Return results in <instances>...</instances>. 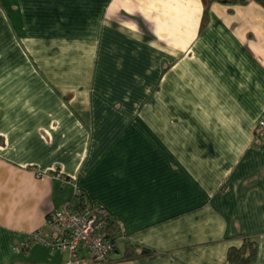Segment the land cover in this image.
<instances>
[{
    "label": "crops",
    "instance_id": "1",
    "mask_svg": "<svg viewBox=\"0 0 264 264\" xmlns=\"http://www.w3.org/2000/svg\"><path fill=\"white\" fill-rule=\"evenodd\" d=\"M263 113L256 0H0V264H63L15 248L79 192L101 264H264Z\"/></svg>",
    "mask_w": 264,
    "mask_h": 264
},
{
    "label": "built area",
    "instance_id": "2",
    "mask_svg": "<svg viewBox=\"0 0 264 264\" xmlns=\"http://www.w3.org/2000/svg\"><path fill=\"white\" fill-rule=\"evenodd\" d=\"M255 134L264 135V113L255 126ZM56 176L66 180L59 172ZM109 214L97 203L65 202L48 213L45 225L32 233L28 243L15 250L20 252L36 242L52 251H67L69 255L63 264L104 263L115 249L114 240L108 236Z\"/></svg>",
    "mask_w": 264,
    "mask_h": 264
},
{
    "label": "trees",
    "instance_id": "3",
    "mask_svg": "<svg viewBox=\"0 0 264 264\" xmlns=\"http://www.w3.org/2000/svg\"><path fill=\"white\" fill-rule=\"evenodd\" d=\"M228 1H238V0H228ZM240 1V0H239ZM244 1V0H242ZM258 3H260L264 7V0H256ZM207 11V9H206ZM69 202L72 205H81L85 204L84 196L82 193L76 194L74 197H72ZM119 230L118 224L111 218V215L109 214V227H108V236H110L113 240V236L115 237L116 231ZM115 242V240H114ZM153 252L149 249H144L143 255H152ZM256 254H257V245L256 241L252 240L251 238H246L244 240V243L240 247H231L228 251V263L229 264H254L256 260ZM127 259L133 258L132 253H128L126 255Z\"/></svg>",
    "mask_w": 264,
    "mask_h": 264
}]
</instances>
